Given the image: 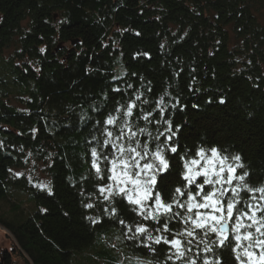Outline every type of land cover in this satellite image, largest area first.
Segmentation results:
<instances>
[{"label":"trees","instance_id":"trees-1","mask_svg":"<svg viewBox=\"0 0 264 264\" xmlns=\"http://www.w3.org/2000/svg\"><path fill=\"white\" fill-rule=\"evenodd\" d=\"M137 94L156 119L163 97L175 132L165 199L198 146L264 184V0H0V264H165L167 246L134 247L104 214L91 169L104 118Z\"/></svg>","mask_w":264,"mask_h":264},{"label":"snow or ice","instance_id":"snow-or-ice-1","mask_svg":"<svg viewBox=\"0 0 264 264\" xmlns=\"http://www.w3.org/2000/svg\"><path fill=\"white\" fill-rule=\"evenodd\" d=\"M137 101L140 94L115 109L120 115L109 113L100 129L102 139L94 135L90 142L95 179L107 180L97 186L102 202H107L104 214L119 223L124 239L134 247L156 255L158 246H167L165 264H223L218 250L227 248L236 264H264V184L254 186L247 171L238 172L244 167L239 155L229 157L216 146H198L194 154L180 153L183 184L165 199L157 177L169 170L168 153H178L175 132L164 116L163 97L155 105L159 119L142 107L148 100ZM161 120L167 127L153 135L148 126ZM125 203L138 219L124 218L120 208ZM128 259L131 264L132 258ZM135 264L150 262L137 258Z\"/></svg>","mask_w":264,"mask_h":264},{"label":"rangeland","instance_id":"rangeland-1","mask_svg":"<svg viewBox=\"0 0 264 264\" xmlns=\"http://www.w3.org/2000/svg\"><path fill=\"white\" fill-rule=\"evenodd\" d=\"M57 48H58V47H56V49H57ZM29 169H32V168H31V164H29V165L26 167V169L23 170V171H25V173L28 174L29 172H28L27 170H29ZM25 173H24V174H25ZM36 173H37V170H36V172L33 171V174H32V175H34V174H36ZM26 176H27V175H26ZM1 231H2V230H0V232H1ZM0 235H1L0 238L2 239V236H3V235H2V234H0Z\"/></svg>","mask_w":264,"mask_h":264}]
</instances>
